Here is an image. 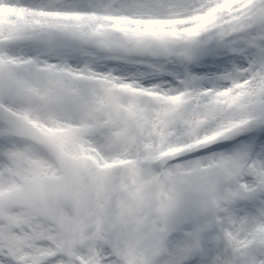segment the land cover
Masks as SVG:
<instances>
[{"label": "snow or ice", "instance_id": "6c2138e0", "mask_svg": "<svg viewBox=\"0 0 264 264\" xmlns=\"http://www.w3.org/2000/svg\"><path fill=\"white\" fill-rule=\"evenodd\" d=\"M0 264H264V0H0Z\"/></svg>", "mask_w": 264, "mask_h": 264}]
</instances>
